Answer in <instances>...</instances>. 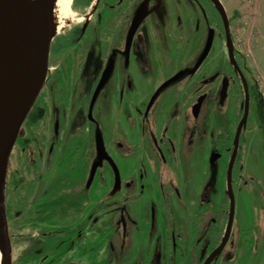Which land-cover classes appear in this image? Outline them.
I'll return each mask as SVG.
<instances>
[{
    "label": "flooded vegetation",
    "instance_id": "af4514ba",
    "mask_svg": "<svg viewBox=\"0 0 264 264\" xmlns=\"http://www.w3.org/2000/svg\"><path fill=\"white\" fill-rule=\"evenodd\" d=\"M70 11L71 19L51 40L44 85L21 127L12 150L19 152L16 158L24 166L12 169L10 167L12 154L9 158L5 207L7 215L20 218L23 224L19 235L23 260L29 257L35 260L38 250L29 251V246L41 248L44 245L43 240H48V245L53 247L54 242L60 237L58 246L62 247L74 238L83 236L79 229L64 228L51 232L50 235L41 232L38 236L42 241L33 242L30 239L32 235L27 236L26 232L32 230L29 222L42 214L40 209L48 206L54 210V203L61 192L60 163L61 158L64 159L62 154H68L69 157L83 152L88 158L89 176L91 166L96 160L95 136L100 133L105 151L114 162L107 151L101 131V111L108 103L107 99L116 110H119L121 118L124 117L122 110L125 107L134 106L131 119L133 127L138 128L137 143L140 154H145L151 163H157L159 173L165 175L171 172V157L174 158L177 142L181 144L185 139L191 142L192 137L201 134L203 128L201 114H207L212 106L216 105L219 108L228 97L232 98L235 105L236 94L240 91L242 98L235 107H238L241 115L243 112L241 105L244 101V88L240 75L230 63L227 74L217 72L213 75H198L205 61L195 68L201 55L190 57L189 63L187 60L176 63L173 68H169L165 78L156 85L153 81V89L147 99L136 100L135 94L157 76L151 74L152 67L159 71L160 66H167L178 47L180 49L188 47L191 34H198L199 30L203 32L204 29L207 39L209 31L213 30L214 39V35L216 33L219 35L222 27L225 43L220 14L212 0H73ZM235 59L246 82L250 107L253 103L252 89L247 84L236 56ZM176 76L174 82L162 87L165 82ZM102 79L103 83L98 88ZM212 85H216L214 96H211L209 89L204 90ZM97 88L99 90L95 94ZM223 89L226 91V97L221 101ZM157 91L159 92L153 99ZM170 91L173 92L169 97L171 110L165 114V107H161V104ZM202 96L204 98L195 116L193 108ZM116 144L121 148L120 142ZM228 152L229 148L224 155ZM92 153L94 160H91ZM104 167L110 172L111 195L118 193L122 188L137 187V191L143 192V167L138 169L137 180L123 182L119 175L120 183L117 189H114V176L107 160L102 161L97 171ZM165 177V184L174 192L177 204L187 214V217L186 215L180 217L186 229L181 234L174 232L167 238L169 253L181 260L185 251L202 243L197 225L203 222V217L198 212L202 199L198 193L190 201L187 191H179V180L176 178L173 180L171 175ZM87 179L75 186V192L82 194L90 190L92 183L87 186ZM13 199L16 202L15 210L9 204ZM225 203L226 210L222 212L221 219L218 221L214 218L209 219L210 228L208 227L207 231L211 232V241L207 246L209 253L200 264H203L220 244L228 219L227 197ZM189 204L192 205L189 208L191 214L188 211ZM123 212L124 209H121V213L119 210L118 225L122 224L124 228ZM190 219H194L195 224L189 229L187 223ZM220 226L222 230L218 234ZM200 227L202 228V225ZM12 228L9 227L8 231H12L14 229ZM231 234L232 229L222 252L229 243ZM193 236L195 240L191 244ZM9 238H12L11 235ZM10 243L12 252L16 243L12 240ZM47 259L48 255H45L34 264H45Z\"/></svg>",
    "mask_w": 264,
    "mask_h": 264
},
{
    "label": "rangeland",
    "instance_id": "374dc122",
    "mask_svg": "<svg viewBox=\"0 0 264 264\" xmlns=\"http://www.w3.org/2000/svg\"><path fill=\"white\" fill-rule=\"evenodd\" d=\"M219 2L229 21L233 46L238 53L243 75L247 84L261 97L264 91V74L253 71L251 60L248 58L250 50L253 49L245 40V25L243 22L233 24L236 14L228 6V2L233 4L239 2L237 6L239 9L245 1L219 0ZM257 10L256 33L260 44L264 46V0H260V7ZM238 17L241 19L242 15ZM205 34L204 29L203 32L199 30L198 34H191L188 47L186 49L178 47L171 62L167 63V66H160L159 71L153 66L151 74L157 76L142 87L145 89L141 88L135 94L136 100L147 99L152 92L153 81L156 85L165 78L169 68H173L176 63L190 61V57L200 56L205 45ZM224 44L220 31L219 35L217 33L214 35L212 48L198 75L229 72L230 66ZM262 53L260 68L264 70V51ZM207 89L210 90L211 96L216 95V85L204 90ZM171 93L173 92H168V96L162 100L161 107H165V114L171 110L169 102ZM107 102L101 111V117L99 116L105 146L123 182L136 179L138 169L144 168L143 192L137 191V187L122 188L118 193L111 195V176L104 167L97 171L89 191L77 193L75 186L88 177V158L83 152L69 157L68 154H62L64 159L61 158L60 163L61 192L54 203V210L48 206L40 209L42 214L29 222L32 230L27 231L26 235L31 234V241L37 242L42 241L38 236L41 232L50 235L58 229L68 228L81 230L83 236L74 238L62 247L58 246L60 237H57L53 247L48 245V240H43L46 248L44 245L41 248L34 245L29 246V251L38 250L36 261L48 255L45 264H200L209 253L207 247L211 241V232H207L210 228L209 219L214 218L218 221L224 209L226 210V167L238 121V118L235 119L237 107L232 98L228 97L219 108L215 105L208 109L210 111L207 114H201L200 120L203 117L201 134L192 137L191 142L188 139L181 144L177 142L174 158L171 157V172L169 171L168 175H171L173 180L174 178L179 180V191H187L190 201L198 193L202 199L198 212L202 215L203 222L197 224L202 243L185 251L181 260L169 253L167 238L174 232L181 234L186 229L180 217L185 215L187 217V214L177 204L174 192L165 184V176L168 175L159 173L158 164L151 163L145 154H140L138 128L133 127L131 119L134 106H123L124 117L121 118L119 110H116L109 99ZM253 115L252 103L241 134L242 142L235 163L232 234L229 243L214 264H264V165L260 158L258 124ZM221 138L223 142L220 144L218 142ZM117 142H120L121 148L116 146ZM220 145L224 150L229 148L228 154L224 155V151L216 161L210 162L213 153H220L218 152ZM11 154L12 169L24 166L16 158L19 152L14 150ZM91 160H94V153ZM9 204L15 210V200L9 201ZM191 206L190 204L188 206L189 214L192 213L189 210ZM121 209H124V228L122 224L118 225ZM14 217L6 214L8 228H14L8 231L9 237L10 235L12 237L10 242L12 240L16 243L13 245L10 264H21L23 259L19 235L23 224L20 218ZM194 224V219H190L187 226L190 229ZM191 240L193 241L191 244L194 243V236ZM32 259L28 258L26 261L24 259L23 264H34Z\"/></svg>",
    "mask_w": 264,
    "mask_h": 264
},
{
    "label": "water",
    "instance_id": "95a60500",
    "mask_svg": "<svg viewBox=\"0 0 264 264\" xmlns=\"http://www.w3.org/2000/svg\"><path fill=\"white\" fill-rule=\"evenodd\" d=\"M212 2L220 14L228 61L241 77L244 88V101L241 105L243 112L236 125L232 150L226 168V196L229 209L225 231L219 246L211 252L203 264H211L217 259L231 233L235 201L232 172L238 154L240 137L247 123L249 113L248 90L234 56L235 49L231 39L228 18L219 0H212ZM53 36L50 0H0V38L11 57L8 67L0 77V254L9 261V264L11 243L5 207L9 158L21 127L44 85L48 68L49 47ZM212 41L213 30H210L195 68L199 67L208 56ZM176 78L177 76L169 79L162 87L174 82ZM102 83L103 79L98 88ZM98 88L95 94L98 92ZM158 92L154 94L153 99ZM222 92L224 96H221V101L226 97V91L223 89ZM203 98L204 96L200 97L193 108L195 116ZM95 150L96 160L91 166L87 186L93 182L95 173L102 161L107 160L111 165L114 176V189H117L120 183L118 170L105 151L100 133L95 136ZM219 157V153H213L210 156V162L216 161Z\"/></svg>",
    "mask_w": 264,
    "mask_h": 264
},
{
    "label": "crops",
    "instance_id": "0c3cea01",
    "mask_svg": "<svg viewBox=\"0 0 264 264\" xmlns=\"http://www.w3.org/2000/svg\"><path fill=\"white\" fill-rule=\"evenodd\" d=\"M245 3L237 9V6L239 5V2H236L235 4L228 2V6L230 9L233 10L234 14H236V18L233 21V24L241 23L243 22L244 29H245V40H247V44L251 47L249 52V60H251V66L254 72L256 73H262L264 74V70L260 68V61H262V52L264 51V46L260 44L258 37V34L256 33V27H257V19L256 16L258 14V8L260 7V0H244ZM238 15H242V18L240 19ZM31 258V257H29ZM33 260V259H32ZM31 260V261H32ZM26 261V260H25ZM24 260L21 261V264L25 262ZM36 261V258L34 260V263Z\"/></svg>",
    "mask_w": 264,
    "mask_h": 264
},
{
    "label": "bare ground",
    "instance_id": "6f19581e",
    "mask_svg": "<svg viewBox=\"0 0 264 264\" xmlns=\"http://www.w3.org/2000/svg\"><path fill=\"white\" fill-rule=\"evenodd\" d=\"M73 0H50L51 18L53 25L54 35L58 34L65 26V23L71 19L72 14L70 11L71 3ZM11 57L6 51L0 38V77L10 63ZM0 264H9V261L4 259L0 254Z\"/></svg>",
    "mask_w": 264,
    "mask_h": 264
},
{
    "label": "trees",
    "instance_id": "16d2710c",
    "mask_svg": "<svg viewBox=\"0 0 264 264\" xmlns=\"http://www.w3.org/2000/svg\"><path fill=\"white\" fill-rule=\"evenodd\" d=\"M220 31L222 32V28L220 29ZM235 56H236L237 60L240 61L237 57L238 56L237 52H235ZM239 64H240V62H239ZM250 88H251V86H250ZM241 92L242 91H240L239 94H236V98H235V105L236 106H238L239 99L242 98ZM251 99L253 101V112H254L253 116H254L257 124H258V133H259V141H260V158H261V161L264 165V106H263V102H262L261 97L257 94V91L252 90ZM240 116H241V111H239L238 107H237L235 119L238 118V120H239ZM237 123H238V121H237ZM222 142H223V139L222 138L219 139L218 143L221 144ZM241 142H242V135L240 137L239 150H240ZM239 150H238V154H239ZM224 151H226V149L224 150V148L220 145L219 152L223 153ZM238 154H237V157H238ZM235 167H236V164L234 165L233 172H232V174H233L232 175L233 176V190H234V184H235V182H234ZM220 232H221V226L218 228V234H220ZM248 246L250 247V245H248ZM249 255L250 254H248V257H249Z\"/></svg>",
    "mask_w": 264,
    "mask_h": 264
},
{
    "label": "built area",
    "instance_id": "2783aa9c",
    "mask_svg": "<svg viewBox=\"0 0 264 264\" xmlns=\"http://www.w3.org/2000/svg\"><path fill=\"white\" fill-rule=\"evenodd\" d=\"M261 98H262V102H263V105H264V91L261 93Z\"/></svg>",
    "mask_w": 264,
    "mask_h": 264
}]
</instances>
